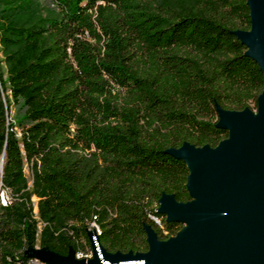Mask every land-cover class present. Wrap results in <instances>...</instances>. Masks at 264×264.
<instances>
[{"label": "trees", "instance_id": "obj_1", "mask_svg": "<svg viewBox=\"0 0 264 264\" xmlns=\"http://www.w3.org/2000/svg\"><path fill=\"white\" fill-rule=\"evenodd\" d=\"M188 1L0 0V264H31L37 244L92 258L93 223L111 253L148 252L147 225L183 228L159 211L165 193L192 200L167 149L218 145V106L257 111L264 89L236 33L248 0Z\"/></svg>", "mask_w": 264, "mask_h": 264}, {"label": "water", "instance_id": "obj_2", "mask_svg": "<svg viewBox=\"0 0 264 264\" xmlns=\"http://www.w3.org/2000/svg\"><path fill=\"white\" fill-rule=\"evenodd\" d=\"M248 2L252 27L236 33L264 70V0ZM218 108V124L230 129L229 137L216 146L186 141L167 149L190 168L192 200L179 202L167 193L160 199L167 220L184 223L176 236L161 240L147 225L148 252L111 253L89 230L92 258H76L73 248L62 255L47 247L38 256L49 264H264V89L257 111ZM0 163L3 176L4 154Z\"/></svg>", "mask_w": 264, "mask_h": 264}, {"label": "rangeland", "instance_id": "obj_3", "mask_svg": "<svg viewBox=\"0 0 264 264\" xmlns=\"http://www.w3.org/2000/svg\"><path fill=\"white\" fill-rule=\"evenodd\" d=\"M50 2V0H47ZM175 2L179 1V2H183L185 0H173ZM193 2L191 0L188 1V4H192ZM5 67V65H4ZM16 111H17V107L15 106V104L13 103L12 104V116L15 117L16 116ZM0 168H1V163H0ZM26 178H27V181H28V189L32 190L33 189V185H34V174L33 172H31V169L29 168L28 164H26ZM2 173V172H1ZM1 185H2V174H1V177H0V202L2 200V188H1ZM39 197L37 195H32L31 197V200H32V203L34 205V213L36 216H38V201H39ZM4 201V199L2 200V202ZM41 229H42V223L40 222L39 223V235L41 233ZM45 247H41L39 244H37L36 247L34 248H30L28 249L29 252H32V261H31V264H47L44 260H42L38 254L39 252H41L42 250H44Z\"/></svg>", "mask_w": 264, "mask_h": 264}, {"label": "built area", "instance_id": "obj_4", "mask_svg": "<svg viewBox=\"0 0 264 264\" xmlns=\"http://www.w3.org/2000/svg\"><path fill=\"white\" fill-rule=\"evenodd\" d=\"M1 188H2V199H9V203L11 202V195H10V192L8 189L4 188L2 185H1ZM2 202V200H1ZM152 218H154L152 216ZM155 219V218H154ZM156 220V219H155ZM158 223H161L160 220H156ZM91 231H94L97 235L100 233L99 232V226L96 224V223H93V227L90 228Z\"/></svg>", "mask_w": 264, "mask_h": 264}, {"label": "bare ground", "instance_id": "obj_5", "mask_svg": "<svg viewBox=\"0 0 264 264\" xmlns=\"http://www.w3.org/2000/svg\"><path fill=\"white\" fill-rule=\"evenodd\" d=\"M2 172V165H1V168H0V177H1V173ZM7 201H9V199H4V202L7 203Z\"/></svg>", "mask_w": 264, "mask_h": 264}]
</instances>
